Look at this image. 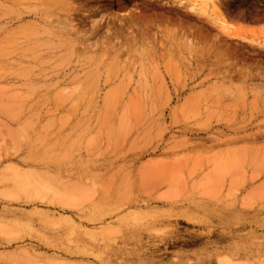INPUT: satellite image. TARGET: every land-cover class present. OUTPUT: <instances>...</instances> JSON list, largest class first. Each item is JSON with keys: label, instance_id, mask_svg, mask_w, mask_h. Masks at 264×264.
Wrapping results in <instances>:
<instances>
[{"label": "rangeland", "instance_id": "rangeland-1", "mask_svg": "<svg viewBox=\"0 0 264 264\" xmlns=\"http://www.w3.org/2000/svg\"><path fill=\"white\" fill-rule=\"evenodd\" d=\"M45 5L0 0V264H264V0Z\"/></svg>", "mask_w": 264, "mask_h": 264}, {"label": "bare ground", "instance_id": "bare-ground-1", "mask_svg": "<svg viewBox=\"0 0 264 264\" xmlns=\"http://www.w3.org/2000/svg\"><path fill=\"white\" fill-rule=\"evenodd\" d=\"M45 1V10L43 11V12H41V13H35V15H34V17H35V19L39 22V23H42V25L44 26V25H49L50 23H51V20H53V17H52V14H50L49 13V11L51 10V8H52V5L57 1V0H44ZM64 3H65V1H63ZM63 3V4H64ZM59 16V15H58ZM61 16V15H60ZM59 16V17H60ZM31 17V16H30ZM50 18H52V19H50ZM57 18V17H56ZM58 19V18H57ZM66 19V18H65ZM33 20V19H32ZM61 20V19H60ZM36 21V22H37ZM65 21H68V20H65ZM63 22V21H62ZM38 23V24H39ZM64 23V22H63ZM54 24V23H53ZM50 25H52V24H50ZM58 25H60L59 23H58ZM70 26V25H69ZM69 26H66V27H69ZM45 27V26H44ZM54 27V26H53ZM62 28H64V27H62ZM74 28V27H73ZM34 29V28H33ZM47 29V27H45V30ZM49 29V28H48ZM56 29V28H55ZM62 30V29H61ZM57 31H59V28H58V30ZM30 32H32L31 30H30ZM34 32V31H33ZM71 32H73V31H71ZM43 33V32H42ZM41 33V34H42ZM44 33H48L47 32V30H46V32H44ZM50 33V35H52V36H54V38L56 37L57 39L59 38V36H60V38H62V36L61 35H57L54 31L51 33V32H49ZM58 33V32H57ZM63 33V32H62ZM45 35V34H44ZM74 36H76V35H74ZM35 37H38V35L37 36H35ZM42 37V36H41ZM65 37V36H64ZM66 39V38H65ZM68 40H69V38H68ZM71 40V39H70ZM8 41V40H7ZM8 43V42H7ZM6 44V43H5ZM29 46V45H28ZM6 50V49H5ZM4 51V50H3ZM82 51V50H81ZM82 52H84V51H82ZM9 54V53H8ZM7 55V54H6ZM27 58V57H26ZM12 59V58H11ZM13 60V59H12ZM16 60V59H15ZM43 66V65H42ZM43 68V67H42ZM44 72V71H43ZM41 77V76H40ZM41 84V83H40ZM23 85H25V84H23ZM26 86V85H25ZM30 86V85H29ZM28 86V87H29ZM15 87V86H14ZM27 87V86H26ZM40 88H41V85H39V86H35V84H34V86H31V89H29V91L31 90V93H32V90H33V92H34V90L35 91H38V90H40ZM27 89V90H28ZM18 93V92H17ZM30 93V92H29ZM44 93V92H43ZM3 98V97H2ZM14 99V98H13ZM21 102V101H20ZM20 102H16V101H7V102H5V101H2V100H0V104H4L6 107H8L9 109H13V111H16V113L17 114H19V112H21L22 110L23 111H25V110H29V111H31L32 109H35V108H33V107H31V106H28V105H25V104H23V103H20ZM107 106H108V104H107Z\"/></svg>", "mask_w": 264, "mask_h": 264}]
</instances>
